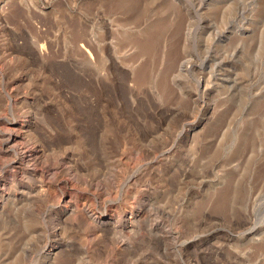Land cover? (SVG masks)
<instances>
[{
  "label": "rangeland",
  "instance_id": "rangeland-1",
  "mask_svg": "<svg viewBox=\"0 0 264 264\" xmlns=\"http://www.w3.org/2000/svg\"><path fill=\"white\" fill-rule=\"evenodd\" d=\"M133 1L0 0V109L83 154L88 210L140 216L88 256L94 226L64 217L75 264H264V0ZM40 204L7 218L0 264L52 231Z\"/></svg>",
  "mask_w": 264,
  "mask_h": 264
},
{
  "label": "bare ground",
  "instance_id": "bare-ground-1",
  "mask_svg": "<svg viewBox=\"0 0 264 264\" xmlns=\"http://www.w3.org/2000/svg\"><path fill=\"white\" fill-rule=\"evenodd\" d=\"M127 6L133 11L136 3L128 0ZM35 46L38 55L44 56L45 48ZM39 114L36 108L12 110L10 104L0 109V248L6 250L10 245L7 233L3 232L7 218L28 205L46 202L48 217L55 222L54 227L52 231L38 233L37 230L31 235L39 241L28 252L29 260L20 264H75L77 251L69 249L70 241L62 234L64 217L78 211L81 216L77 219L79 226H94L83 238V254L88 256L104 239L105 228L134 231L140 216L129 212L117 219L108 211L100 214L83 205V200L94 195L78 185L84 156L73 151L60 156L54 155L55 152L48 154L52 149L41 142L35 129ZM71 131L74 132L75 127ZM123 246L122 241L116 243L118 249ZM21 256L23 253L17 258Z\"/></svg>",
  "mask_w": 264,
  "mask_h": 264
}]
</instances>
